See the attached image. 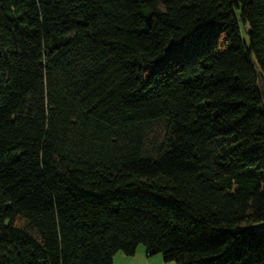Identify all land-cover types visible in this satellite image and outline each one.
Here are the masks:
<instances>
[{
  "label": "trees",
  "instance_id": "16d2710c",
  "mask_svg": "<svg viewBox=\"0 0 264 264\" xmlns=\"http://www.w3.org/2000/svg\"><path fill=\"white\" fill-rule=\"evenodd\" d=\"M261 220L264 0H0V264H264Z\"/></svg>",
  "mask_w": 264,
  "mask_h": 264
},
{
  "label": "crops",
  "instance_id": "0c3cea01",
  "mask_svg": "<svg viewBox=\"0 0 264 264\" xmlns=\"http://www.w3.org/2000/svg\"><path fill=\"white\" fill-rule=\"evenodd\" d=\"M112 264H175L166 262L159 253L148 254L143 245H138L133 254L116 252Z\"/></svg>",
  "mask_w": 264,
  "mask_h": 264
},
{
  "label": "rangeland",
  "instance_id": "374dc122",
  "mask_svg": "<svg viewBox=\"0 0 264 264\" xmlns=\"http://www.w3.org/2000/svg\"><path fill=\"white\" fill-rule=\"evenodd\" d=\"M241 36H242L243 41L248 42V34L246 33L245 30L242 31ZM263 226H264V220L244 224V227H246V228H261Z\"/></svg>",
  "mask_w": 264,
  "mask_h": 264
}]
</instances>
